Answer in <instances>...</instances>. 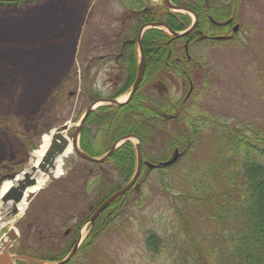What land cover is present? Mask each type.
<instances>
[{
    "label": "rangeland",
    "instance_id": "obj_1",
    "mask_svg": "<svg viewBox=\"0 0 264 264\" xmlns=\"http://www.w3.org/2000/svg\"><path fill=\"white\" fill-rule=\"evenodd\" d=\"M143 1V7L151 13H157L162 8V12L173 13L165 6V0ZM187 1L180 0L182 5ZM215 1L226 6L228 0ZM233 1L235 6L232 2L230 4L235 21L219 34L225 36L226 40L204 42L198 41L199 37L194 35V40L188 46L182 39L174 41L171 46L172 63L187 66L188 73L180 76L175 70H166L162 75L157 72L156 80L144 84L142 93L154 102H164L170 99L169 96L172 97L177 103H182L184 113H200L199 121L206 124L205 127L211 122L225 126L226 130L219 131L220 134L245 126V134L250 135L256 128L264 129V0ZM78 2L76 14L81 23L76 35L75 58L70 75L63 76L62 81L53 80L47 94L40 100L38 90L45 85L46 75L33 71L21 74L32 81L33 86L29 90L25 84L29 86L31 83L21 79L11 86V92L0 94V138L4 133L9 134L14 149L24 150L18 155L28 154L26 165L21 166L24 156L6 162L8 165H0L6 168L0 171V190L5 180L12 179L29 165L44 135L69 124L66 135L74 139L75 130L87 108L95 100L115 98L125 83L126 75L122 69L124 60L119 54L125 40L136 39L138 31L134 32V28L144 16L138 15L136 20L133 8L127 6L124 0ZM73 6L69 0H38L35 6L20 12L0 9V21L4 23L0 24V29L8 25L21 27L28 19L36 17V21L27 28L30 32L34 30L33 24L39 26L43 15L56 13L64 16L65 12L72 15ZM184 15L191 24L194 15L187 12ZM235 26H239V30L234 34ZM135 50L138 67L140 51L136 41ZM117 57L120 58L116 60ZM131 88L116 98L126 97ZM101 108L103 106L92 113H97ZM165 117L167 115L163 120L165 132L172 130L179 138L180 128L186 127L185 121L181 116L176 119ZM99 129L96 126L90 128L93 144H99L97 139L105 136ZM82 131L77 141L81 151L86 153L81 144ZM131 141L136 147L138 140ZM210 142L211 132L207 128L190 155L195 163L214 159ZM165 150L159 142L149 150L148 159H144V162L161 164L169 161L176 150L174 148L167 153ZM178 150L183 152L184 149ZM193 160L182 164L180 160L169 168L149 169L145 166L129 194L98 219V227H104L98 237H92L89 243V239L85 238L90 232L89 238L96 234V224L93 229L94 225L85 222L95 208L117 191L118 185L122 188L126 183L120 180L119 170L110 159L96 165L82 160L75 153L65 158V174L60 178H51L41 191L30 195L24 215L13 225L7 226L0 236L14 227L19 232V238L10 252L18 254L24 243L25 246L31 244L37 248L38 259L48 264L50 260L64 259L71 250L55 249L52 247L53 241L64 238L71 226L79 225L80 238L85 240L84 247L68 264H164L159 259H153L146 251V232L154 229L160 234H167L171 222L176 219L174 197L185 190L183 180L179 179L184 170L182 168ZM137 163L136 154L135 171ZM192 218L193 225L197 223L201 233L213 236L216 230L214 220L204 219L199 210H194ZM48 228H55V231ZM214 235L215 238L220 236V231Z\"/></svg>",
    "mask_w": 264,
    "mask_h": 264
},
{
    "label": "trees",
    "instance_id": "obj_2",
    "mask_svg": "<svg viewBox=\"0 0 264 264\" xmlns=\"http://www.w3.org/2000/svg\"><path fill=\"white\" fill-rule=\"evenodd\" d=\"M69 1L74 4L72 15L68 12H65L64 16L47 13L43 18L40 17L38 27L33 24L34 30L30 32L27 28L31 22L36 21V17L28 19L21 27L2 26L4 29H0V73L3 75L0 74V94L11 92V86L21 79L25 83H31L29 86L25 84L29 90L33 86L32 81L21 74L33 71L46 75L45 85L38 90L40 100L47 94L46 91L53 80L62 81L63 76L70 75L75 58L76 35L81 21L76 14L80 2ZM124 1L127 6L133 8L136 20L138 15L144 16L142 21L137 23L134 32L139 30L141 24L157 21L166 22L174 31H183L190 24L187 16L165 13L162 12L163 8L157 10V13L145 10L143 0ZM172 1L175 5H182L180 0ZM34 2L35 0H0V6L14 8ZM231 2L235 6L233 0H228L227 5ZM227 5L224 6L215 0H188L182 6L192 9L198 15L199 24L192 34L182 40L190 43L194 40V35L210 38L224 33L227 28L215 26L210 18L216 21L234 20L232 4ZM0 24L4 23L0 21ZM135 41L136 39L125 40L123 50L119 54L124 60L122 69L126 78L115 96L127 92L136 80L138 67ZM142 41L146 56V73L141 88L129 104L122 107H103L88 117L81 137L83 149L90 156L99 157L108 152L109 147L118 139L134 135L141 141L144 159H148L149 150L160 142L166 148V153L174 148H183L184 156L180 159L182 161L179 160L182 164L193 160L190 155L197 147L204 129L208 128L211 132L209 146L214 151V159L196 163L193 160L183 166L184 170L179 179L183 180L185 190L175 196L173 202L176 219L171 222L166 235L154 229L147 230L145 249L153 259H159L164 264H264V129L256 128L250 135H246L247 127L242 126L238 130L220 134L219 131L226 130L225 126L211 122L205 127L206 124L203 125L202 121H199L200 113H184L182 103H177L170 96V99L164 102L150 100L142 93V87L155 81L157 72L162 75L166 70H175L178 75L186 76L188 69L186 64L184 67L174 61L172 63L171 46L176 40L165 32L149 30ZM164 115H167L165 119L181 116L185 121L186 127L182 130L180 128L179 138H176L172 130L165 132ZM92 126L99 127L101 133L105 134L103 138L97 139L99 144H93L94 140L90 136ZM107 142L109 144L102 145ZM134 148L132 143L126 142L110 158L119 170L123 183H128L135 171ZM23 151L15 150L11 136L4 133L0 138V165H8L5 163L22 156L24 159L21 166L26 165L28 154L18 155ZM3 166H0V171L6 169ZM117 187L119 190L121 186ZM119 200L107 211L117 205ZM194 210H199L204 219L214 220V234L220 231V236L215 238L214 234L210 236L206 232L201 233L197 223L193 225ZM98 222L99 220L96 223V234L89 238V243L92 237H98L104 227H98Z\"/></svg>",
    "mask_w": 264,
    "mask_h": 264
},
{
    "label": "water",
    "instance_id": "obj_3",
    "mask_svg": "<svg viewBox=\"0 0 264 264\" xmlns=\"http://www.w3.org/2000/svg\"><path fill=\"white\" fill-rule=\"evenodd\" d=\"M167 2L169 4V6L174 10H177V11L184 10L182 8H178V7L171 5L169 3V0H167ZM197 23H198V19L196 17V22L193 24V26L189 30L182 32V33L175 32V31L171 30L164 23H155V24L143 26L140 29L139 34H138V42H139V48H140V65H139L137 80H136V83H135L132 91L130 92V94L128 95V97L124 101H121L119 99H102V100L96 101L93 104H91L87 108L83 118L80 121L79 126L75 130V134H74L75 143L77 142L78 136H79L88 116L93 111H95V109H97L101 106L119 107V106H123L125 104H128L132 100L134 94L136 93V91L138 90V88L142 82V79H143V76L145 73V52L143 50L141 39H142V37H143V35H144V33L148 27H151V28L166 27L169 30V32L171 33V35H173L175 38H181V37L191 33L197 27ZM234 30L237 31L238 26H236ZM68 129H69V125L65 124L56 130V132L53 136L52 144H51L49 150L46 152L45 156L43 157V159L39 165L40 173H49L52 169H54L57 158L59 156L63 155V153L66 151V149L69 145V139L66 137L65 132L68 131ZM133 138H135V137L131 136V135H127V136H124V137L118 139L114 143V145L111 147L110 151L105 156H103L102 158H99V159L86 155L84 152L81 151V149L78 147V145H76L74 147L75 153L79 158H81L87 162L95 163V164H102V163L106 162L123 143L131 141ZM136 151H137L138 165H137V170L135 172L134 177L131 179V181L125 187H123L121 190H119L118 192L111 195L97 208V210L95 211V213L93 214V216L91 218V222H94V220L102 212H104L112 203H114L116 200L123 197L124 195L128 194L129 191L135 186V184H136V182H137V180L141 174V170H142V166H143V158H142L140 143L136 144ZM180 157H181V154L178 151H176L174 157L171 160L164 162V163H161L159 165L148 164V166L151 169L156 168V167L157 168H159V167H170V166L174 165ZM36 183H37L36 177H34L32 174L25 173L23 176V179L18 180L17 184L13 185L2 196V202L3 203H5V204L11 203V205L13 206L12 216L17 214L16 208H15L16 205H18V203H20L24 199L28 189L30 187L36 185ZM8 237H9L10 241L12 242V241H15V239L17 238V234L15 233L14 230H11L8 234ZM2 244L4 245V248H6V249L11 247V243H7V242H5V240L2 242ZM77 248H78V246H76L72 250L71 254L65 260H63L62 262H59L57 264H67L69 262V260L71 259V257L77 251ZM35 263H38V262H35ZM0 264H12L11 259L7 255L6 250H4L0 254Z\"/></svg>",
    "mask_w": 264,
    "mask_h": 264
},
{
    "label": "bare ground",
    "instance_id": "obj_4",
    "mask_svg": "<svg viewBox=\"0 0 264 264\" xmlns=\"http://www.w3.org/2000/svg\"><path fill=\"white\" fill-rule=\"evenodd\" d=\"M125 98L126 97H123L121 101H123ZM54 134H55V130L52 131L50 134L43 136L40 147L33 152L29 165L23 171V173L18 174L13 179L4 181L0 190V201H1V196L4 195L8 191V189L11 188L13 185H16L18 180H22L25 173L32 174L37 179L36 185L30 187L26 192L24 199L20 203H18V205H16L15 208L17 211V215L14 218L7 219L10 218V216H12L13 206L11 204L3 205L2 202L0 203V226L7 227L9 225H13L14 222L17 219L21 218L28 209V201L30 195H34L39 191H41L51 178H60L65 174V170H64L65 158L75 154L74 147L77 145V142L75 143V140L73 138L68 137L67 135L66 136L69 139V145L66 151L63 153V155L57 158L55 163V168L52 169L49 173H40L39 171V165L52 144Z\"/></svg>",
    "mask_w": 264,
    "mask_h": 264
},
{
    "label": "flooded vegetation",
    "instance_id": "obj_5",
    "mask_svg": "<svg viewBox=\"0 0 264 264\" xmlns=\"http://www.w3.org/2000/svg\"><path fill=\"white\" fill-rule=\"evenodd\" d=\"M220 36H222V35H220ZM119 58L120 57H117L116 60H118ZM80 228L81 227L79 225H77V226L73 225L70 228H68L64 234V238H62L60 240L57 239V241H53L52 247H54L55 249L61 250V251H63V249H65V250L71 249L72 250L77 245L78 241L80 240V234H79ZM48 229H50L51 231H55V228H48ZM16 242L12 243L11 248L8 249L10 256L21 258V259L14 260V262L16 264H32L29 261H27V258L38 259L39 254H38V252H36L37 248L31 244H27L25 246V243H24L22 245V249L19 252H17L18 254L11 253L10 250L14 247Z\"/></svg>",
    "mask_w": 264,
    "mask_h": 264
}]
</instances>
